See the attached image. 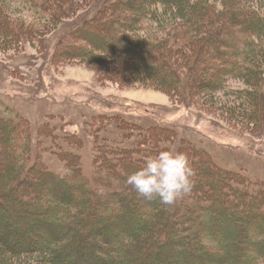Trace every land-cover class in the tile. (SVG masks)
I'll list each match as a JSON object with an SVG mask.
<instances>
[{
	"label": "trees",
	"instance_id": "obj_1",
	"mask_svg": "<svg viewBox=\"0 0 264 264\" xmlns=\"http://www.w3.org/2000/svg\"><path fill=\"white\" fill-rule=\"evenodd\" d=\"M26 1L40 22L0 0V50L44 43L80 17L79 0ZM66 30L57 62L90 64L110 82L148 86L264 130V0H107L94 18ZM234 80L246 89L220 101ZM113 125L119 134L109 139ZM90 127L94 179L82 166V135L60 137L50 123L36 132L20 114L0 118V221H11L0 225V264H264V182L225 170L178 128L109 114ZM44 149L66 173L52 169ZM118 150L126 153L111 154ZM166 150L187 152L198 170L194 193L174 206L129 184Z\"/></svg>",
	"mask_w": 264,
	"mask_h": 264
},
{
	"label": "rangeland",
	"instance_id": "obj_2",
	"mask_svg": "<svg viewBox=\"0 0 264 264\" xmlns=\"http://www.w3.org/2000/svg\"><path fill=\"white\" fill-rule=\"evenodd\" d=\"M79 1L80 17L65 21V26L47 37L44 43H27L23 49L14 51L0 50V118H16L20 114L32 122L36 132L40 126L50 123L54 126L58 124L60 130L52 129L59 136L68 133L82 135L87 144L81 153L82 166L90 179H94L97 152L93 144L94 128L90 124L95 116L109 114L146 126L178 128L183 137L209 152L225 170L241 172L253 180L264 182L263 129L255 133L252 124L242 126L222 118L221 113H202L188 102H175L168 94L148 86H121L110 82L100 74L102 69L90 64L74 60L68 63L57 62L56 48L70 33L66 28L73 29L78 21L83 25L98 15L107 2ZM13 2L19 14L31 21H41L42 14L31 3L26 0ZM229 86L231 95L227 97L220 93V101L233 100L235 96L232 93L246 89L245 84L239 80L232 81ZM109 130V139H112L114 132L119 134L117 126ZM136 134L133 139L138 137ZM59 143L63 147L66 141L60 140ZM44 151L43 155L47 154L43 158L53 162L52 169L58 173L67 172V167L61 161L62 167L52 159L56 156L49 149ZM54 151L61 156L63 150L54 146ZM125 153L126 150H118L111 154L121 157ZM147 153H150L149 150ZM7 220L10 221L9 218L0 221L1 227H4Z\"/></svg>",
	"mask_w": 264,
	"mask_h": 264
},
{
	"label": "clouds",
	"instance_id": "obj_3",
	"mask_svg": "<svg viewBox=\"0 0 264 264\" xmlns=\"http://www.w3.org/2000/svg\"><path fill=\"white\" fill-rule=\"evenodd\" d=\"M198 170L187 152L166 150L151 157L147 166L129 179L143 197L162 198L168 205H176L194 193Z\"/></svg>",
	"mask_w": 264,
	"mask_h": 264
}]
</instances>
